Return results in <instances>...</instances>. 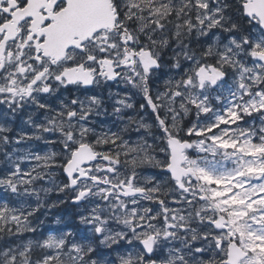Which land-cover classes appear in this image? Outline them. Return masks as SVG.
Returning <instances> with one entry per match:
<instances>
[{"label":"snow or ice","instance_id":"1","mask_svg":"<svg viewBox=\"0 0 264 264\" xmlns=\"http://www.w3.org/2000/svg\"><path fill=\"white\" fill-rule=\"evenodd\" d=\"M108 82L111 113L78 94ZM0 106L33 109L0 146L50 148L4 152L0 233H35L41 193L78 209L0 264H264V0H0Z\"/></svg>","mask_w":264,"mask_h":264},{"label":"flooded vegetation","instance_id":"2","mask_svg":"<svg viewBox=\"0 0 264 264\" xmlns=\"http://www.w3.org/2000/svg\"><path fill=\"white\" fill-rule=\"evenodd\" d=\"M161 86V90H162V85H163V81H159L158 82ZM125 90V85H123L122 83L117 84V83H113V82H108V85L106 87H103L101 89H93L87 93L81 91L78 94L83 96L85 94H93L94 92H99L102 94V96L105 98V107L108 109V112L111 113L112 111V104L114 103V99H118L119 97H114V98H108V93L109 91H111L112 93H117L120 92L121 94H123ZM73 93L76 92V89L73 87L71 90ZM69 93H64V95H68ZM134 101H139V102H143L140 100V98L134 97ZM53 103H55V101H53ZM3 107L4 106H0V122H2L4 119H7L11 122L10 126L14 129V131L12 133H10V135L14 138L16 136V132L21 128V127H25L27 129H30L31 126L30 125H25L23 122L26 121L28 119V115L30 113L33 112L32 108H27L23 113H18L16 115L15 118H13L11 115H5L3 113ZM150 113V110H149ZM149 113H141V115L144 116H148ZM125 116H135V112L133 110H126L125 111ZM40 114H37L36 116L33 117V119H39ZM115 117L112 116H100L98 118V120L102 123L105 124H111V121L114 120ZM115 130V129H113ZM133 140L136 139L135 134L132 135L131 137ZM29 143L32 144H36V146H39L41 143H43V141H29ZM11 146H0V150L3 151H11ZM3 155V154H2ZM57 173V178H56V182L59 183V176L61 174H59L58 170H55ZM148 173H146L145 175H147ZM48 197L47 200L45 202V207L43 209H45L46 213L48 216H46L45 218V222H52L55 220L57 221V225L56 226H42V231L41 232H35L30 234L29 232H25V235H31L32 237H34L35 239H38V237L44 232V231H49V230H54V231H59L57 233L63 232V231H67L69 227H72L73 230H75L74 225H76L78 223V219L76 217V213L78 211V209L71 203V201L67 198V195L65 193H59L57 191H53L52 194L48 193ZM61 201H65L64 203H61ZM49 205H54L53 207H49ZM148 206V205H146ZM59 221V222H58ZM32 223H36V226H40L42 223V216L41 215H36L35 217H33V222ZM83 227V226H81ZM3 240H9L11 241L12 238L9 234L7 233H0V242H2Z\"/></svg>","mask_w":264,"mask_h":264},{"label":"rangeland","instance_id":"3","mask_svg":"<svg viewBox=\"0 0 264 264\" xmlns=\"http://www.w3.org/2000/svg\"><path fill=\"white\" fill-rule=\"evenodd\" d=\"M35 145L36 144L29 143V141H25V142H22L19 145H15V144L10 145L11 146L10 149H11V151H13V149H16V154L17 155H25L29 151H38V152H40L42 154L43 152L50 150V148L48 146H46L44 144V142H43V144H40L39 145V149H36L35 148ZM11 151H9V152H11ZM4 152L5 151L0 150V175H3L4 172H5V170L8 167L11 166L10 164H7L5 162L6 158H5ZM13 159H15V157H13ZM30 166H31V162L30 161L21 162V167L24 170H27ZM35 187H37V188H41V187H52V185L49 184V183H47L46 181H40V182H37V184L35 185ZM53 191L49 192V194H52ZM48 196H49L48 193L46 195L43 194V193H41V198L45 202H46ZM8 197H9V193H7L3 188H0V200H6V199H8ZM12 198L14 200L16 199V197H14V196ZM35 201H36V198L35 197L27 198V203L28 204H31L33 207H35ZM44 207H45V204H44L43 207L40 208L39 212L36 214L37 216L38 215H41L42 216V223H41V225L38 227V226H36V223H32V226L36 227V231L37 232H41L43 230L42 229V226H49V225L50 226H53V225L56 226L57 225V221L55 220V218H54V221H52L51 223L48 222V221H47V223L45 222V218L48 215L46 214L45 209H43ZM173 207H175V205H173ZM32 222H33V218H32ZM49 232H54L56 234H59V233H57L54 230H49V231H46L45 232V235L41 234L38 237V239H35L31 235H29V236L28 235H25V232H23L19 236L15 235V234H12V235H10L11 238H12V240L11 241H9V240H3L2 242H0V248L8 247V246L20 245V244L26 243L28 240H32L33 242H35L37 240H41L40 239L41 237L42 238L46 237ZM29 233L32 234L33 232H29ZM36 249H39V248H35V250ZM38 256H39V254L36 257H33V259L34 260L37 259Z\"/></svg>","mask_w":264,"mask_h":264},{"label":"trees","instance_id":"4","mask_svg":"<svg viewBox=\"0 0 264 264\" xmlns=\"http://www.w3.org/2000/svg\"><path fill=\"white\" fill-rule=\"evenodd\" d=\"M37 255V254H36ZM34 257H35V255H34Z\"/></svg>","mask_w":264,"mask_h":264}]
</instances>
